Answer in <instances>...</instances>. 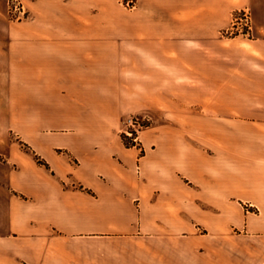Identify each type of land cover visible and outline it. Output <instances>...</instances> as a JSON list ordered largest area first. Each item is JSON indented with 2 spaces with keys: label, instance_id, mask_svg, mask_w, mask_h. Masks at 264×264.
<instances>
[{
  "label": "crops",
  "instance_id": "0c3cea01",
  "mask_svg": "<svg viewBox=\"0 0 264 264\" xmlns=\"http://www.w3.org/2000/svg\"><path fill=\"white\" fill-rule=\"evenodd\" d=\"M136 1L0 0V264H264V0Z\"/></svg>",
  "mask_w": 264,
  "mask_h": 264
},
{
  "label": "built area",
  "instance_id": "2783aa9c",
  "mask_svg": "<svg viewBox=\"0 0 264 264\" xmlns=\"http://www.w3.org/2000/svg\"><path fill=\"white\" fill-rule=\"evenodd\" d=\"M11 14L15 18H24L27 15L22 0H11ZM225 36L252 38L254 35V21L251 10L242 8L232 15L230 27L224 31ZM149 125V120L137 115H132L125 120L123 137L131 144L139 145L140 132Z\"/></svg>",
  "mask_w": 264,
  "mask_h": 264
},
{
  "label": "rangeland",
  "instance_id": "374dc122",
  "mask_svg": "<svg viewBox=\"0 0 264 264\" xmlns=\"http://www.w3.org/2000/svg\"><path fill=\"white\" fill-rule=\"evenodd\" d=\"M23 1V0H22ZM120 2L123 4V5H125V6H127V7H129V8H133V7H135L136 5H137V1L136 0H120ZM24 3V2H23ZM237 11V10H236ZM235 12V11H234ZM233 12V13H234ZM11 16L15 19V16H13L12 14H11ZM42 127H38V129H41ZM125 138L123 137V140H124ZM126 141H129V140H127V139H125ZM130 142V141H129ZM133 145V144H132ZM134 146V145H133ZM135 146H138V147H140V143H139V145H135Z\"/></svg>",
  "mask_w": 264,
  "mask_h": 264
},
{
  "label": "trees",
  "instance_id": "16d2710c",
  "mask_svg": "<svg viewBox=\"0 0 264 264\" xmlns=\"http://www.w3.org/2000/svg\"><path fill=\"white\" fill-rule=\"evenodd\" d=\"M124 142H125V144H126L127 146H133L129 141H126L125 139H124ZM37 161H38L39 164L48 167V164H47V163H46L41 157L37 156Z\"/></svg>",
  "mask_w": 264,
  "mask_h": 264
}]
</instances>
